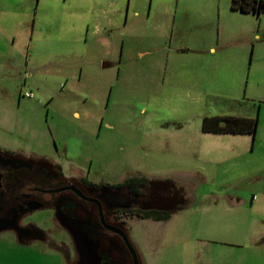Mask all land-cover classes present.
Returning a JSON list of instances; mask_svg holds the SVG:
<instances>
[{"label": "rangeland", "instance_id": "obj_1", "mask_svg": "<svg viewBox=\"0 0 264 264\" xmlns=\"http://www.w3.org/2000/svg\"><path fill=\"white\" fill-rule=\"evenodd\" d=\"M231 3L0 0V147L96 181L186 186L167 221L130 220L140 264H189L207 224H264V32ZM217 115L257 117L256 134L205 131ZM33 219L49 232V212ZM64 261L0 236V264Z\"/></svg>", "mask_w": 264, "mask_h": 264}, {"label": "flooded vegetation", "instance_id": "obj_2", "mask_svg": "<svg viewBox=\"0 0 264 264\" xmlns=\"http://www.w3.org/2000/svg\"><path fill=\"white\" fill-rule=\"evenodd\" d=\"M188 201L186 186L169 176L96 181L67 174L48 157L0 147V236L48 242L65 264H134L130 220L165 222ZM40 211L49 212V232L33 219Z\"/></svg>", "mask_w": 264, "mask_h": 264}, {"label": "crops", "instance_id": "obj_3", "mask_svg": "<svg viewBox=\"0 0 264 264\" xmlns=\"http://www.w3.org/2000/svg\"><path fill=\"white\" fill-rule=\"evenodd\" d=\"M263 15H257L259 26L255 36L260 40ZM261 56L258 62L264 64V55ZM259 194L255 207L264 212V185ZM207 229L212 235L197 240L189 264H264V224H207Z\"/></svg>", "mask_w": 264, "mask_h": 264}, {"label": "trees", "instance_id": "obj_4", "mask_svg": "<svg viewBox=\"0 0 264 264\" xmlns=\"http://www.w3.org/2000/svg\"><path fill=\"white\" fill-rule=\"evenodd\" d=\"M231 7L245 12H253L258 16L264 13V0H232ZM257 117L246 116H206L203 128L210 132L252 133L256 134Z\"/></svg>", "mask_w": 264, "mask_h": 264}, {"label": "water", "instance_id": "obj_5", "mask_svg": "<svg viewBox=\"0 0 264 264\" xmlns=\"http://www.w3.org/2000/svg\"><path fill=\"white\" fill-rule=\"evenodd\" d=\"M108 64H109V62L104 63V65H108ZM128 246L132 252L134 264H140L137 249L135 248V246L130 241H128Z\"/></svg>", "mask_w": 264, "mask_h": 264}]
</instances>
